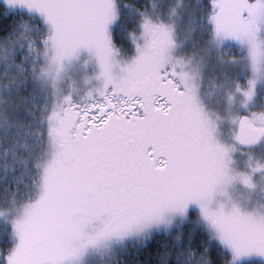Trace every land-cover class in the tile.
<instances>
[{"label":"snow or ice","instance_id":"1","mask_svg":"<svg viewBox=\"0 0 264 264\" xmlns=\"http://www.w3.org/2000/svg\"><path fill=\"white\" fill-rule=\"evenodd\" d=\"M3 4L0 264H264V0Z\"/></svg>","mask_w":264,"mask_h":264},{"label":"rangeland","instance_id":"2","mask_svg":"<svg viewBox=\"0 0 264 264\" xmlns=\"http://www.w3.org/2000/svg\"><path fill=\"white\" fill-rule=\"evenodd\" d=\"M0 2L3 3V0H0ZM184 0H181V3H183ZM185 31H181L179 33L178 43H182L185 38ZM182 52H186L188 54H191L193 52H196L197 49L191 45L187 47L181 48ZM230 51H232L235 55H239V50L236 48H231ZM82 61H72L70 65L67 66V75L65 77V80L60 85L64 91H68V85L70 83L68 77H71L73 80L77 81V84L79 86L82 76L85 74V70L82 68ZM87 73L91 74V67H89L87 70ZM40 87L42 92L45 94H48L51 92V82L50 80H45L40 82ZM83 92V89H81V94ZM203 95L206 100L209 101V107L213 108L215 105L211 103V99L214 98V96L219 95L220 90L217 87V81L214 77V74L211 70V67L205 72L204 74V87L202 89ZM264 186V185H262ZM250 193L244 189L240 185H232L227 189V196L222 197V199H227L228 197H231L234 201H239L241 203L247 202L249 198ZM257 196H259V191L257 192ZM250 260H257L260 261L257 257H252ZM84 264H104L102 260L98 256L89 255V257L86 259Z\"/></svg>","mask_w":264,"mask_h":264},{"label":"trees","instance_id":"3","mask_svg":"<svg viewBox=\"0 0 264 264\" xmlns=\"http://www.w3.org/2000/svg\"><path fill=\"white\" fill-rule=\"evenodd\" d=\"M4 4L2 2H0V13H2ZM10 18L8 17H4L3 15H0V28H3L7 23H10ZM42 94H45L44 92H42ZM243 264H261V261H257V260H246L243 262Z\"/></svg>","mask_w":264,"mask_h":264}]
</instances>
